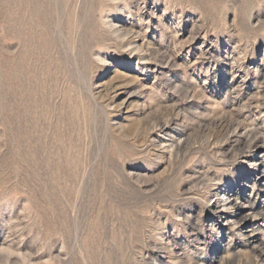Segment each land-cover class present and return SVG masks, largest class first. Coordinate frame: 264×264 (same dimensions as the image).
I'll return each mask as SVG.
<instances>
[{"label":"rangeland","instance_id":"374dc122","mask_svg":"<svg viewBox=\"0 0 264 264\" xmlns=\"http://www.w3.org/2000/svg\"><path fill=\"white\" fill-rule=\"evenodd\" d=\"M262 243L264 0H0V264Z\"/></svg>","mask_w":264,"mask_h":264},{"label":"bare ground","instance_id":"6f19581e","mask_svg":"<svg viewBox=\"0 0 264 264\" xmlns=\"http://www.w3.org/2000/svg\"><path fill=\"white\" fill-rule=\"evenodd\" d=\"M119 32V31H118ZM128 32V31H127ZM126 31L124 32V33H126V35H128V33H127ZM124 33H122V34H124ZM125 35V34H124ZM125 35V36H126ZM133 39H135V38H133ZM133 39H132V41H133ZM130 42V40H129V42H130V45L131 44H135V43H133V42ZM137 48V47H136ZM138 49V48H137ZM140 49V48H139ZM231 199V198H230ZM229 201V200H228ZM233 203V202H232ZM236 205V204H235ZM232 209H233V212H231L230 211V209L228 208V206L226 205V209H225V211H226V213H228L229 215H233V216H236V214H237V211H235L234 212V210L236 209L237 210V206H233V204H230L229 205ZM242 218V217H241ZM244 218V217H243ZM254 218V217H253ZM247 219V218H246ZM242 220H244V219H242ZM254 235V234H253ZM262 244H264V243H262ZM264 248V247H263ZM254 252V251H253ZM257 253H258V255H257V257H259L263 262H264V249H260L259 251H257Z\"/></svg>","mask_w":264,"mask_h":264}]
</instances>
